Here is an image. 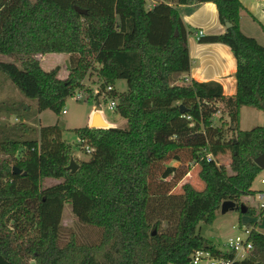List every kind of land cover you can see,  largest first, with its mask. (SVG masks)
<instances>
[{
    "label": "trees",
    "instance_id": "obj_1",
    "mask_svg": "<svg viewBox=\"0 0 264 264\" xmlns=\"http://www.w3.org/2000/svg\"><path fill=\"white\" fill-rule=\"evenodd\" d=\"M152 2L147 9L145 0H0V58L68 55L65 80L36 59L23 70L0 61V74L36 101L38 112L59 116L67 96L95 75V99L110 96L126 121L123 129L75 130L92 152L71 174L58 126L36 129L24 123L22 104L2 105L16 123L0 124V264H190L198 251L230 264H264L258 222L247 225L251 249L242 259L197 232L213 223L225 201L244 206L253 219L264 213L246 200L261 171L254 160L264 154V126L238 127L242 107L264 112V47L241 33L239 0ZM205 3L215 5L221 25H230L198 41L231 50L233 97L214 82L183 83L191 61L182 15ZM121 80L133 90L116 93ZM216 147L230 149L227 166L211 160ZM192 167H198L201 191L182 183ZM47 180L58 183L46 187ZM65 204L81 224L100 232L98 242L80 243L72 234L63 241Z\"/></svg>",
    "mask_w": 264,
    "mask_h": 264
},
{
    "label": "rangeland",
    "instance_id": "obj_2",
    "mask_svg": "<svg viewBox=\"0 0 264 264\" xmlns=\"http://www.w3.org/2000/svg\"><path fill=\"white\" fill-rule=\"evenodd\" d=\"M34 1V0H32ZM147 1V0H146ZM148 2V1H147ZM147 8V7H146ZM36 57H40V65L44 71H51L58 69L59 80H65L69 74V62L68 55L65 54H49L45 56H18L10 55L0 58L5 63H10L23 70L24 65L30 60H35ZM37 60V59H36ZM98 78L92 75L91 78H86L82 83L83 88L75 90L74 96H67L63 111L65 114L55 115L51 111L44 109L38 112L36 101L33 103L28 102L15 88L16 85L11 82L5 75L0 74V109L2 105L15 104L20 106L19 114L22 115L24 123L30 125L36 129L40 127L58 126L61 130V139L63 143L70 150V161L73 160L78 166L80 162H87L90 159V154H87L84 149L86 146L80 144L75 130L89 127L95 110L100 108V116L103 121L109 125L107 128H120L126 127V121L120 118L114 110H110V103L114 101L110 96L103 94L97 100L95 99L98 89ZM184 84H189L185 83ZM116 93L121 94L133 90L127 81H117L113 86ZM107 91V90H106ZM239 112V129L241 131H249L256 126H264V121L257 123L255 118L256 110L249 107H243ZM222 114H217L214 121L219 124V119ZM16 123L15 116H7L6 113L0 110V124L11 125ZM228 138V137H227ZM231 152L228 147H216L211 149V160L217 165H226L228 159H230ZM170 166H177L176 163H170ZM198 167H192L189 175L182 181V183L188 182L193 187L201 191L204 188V184L198 178ZM261 180H264V170L254 179L251 190L255 192V197L247 200V206L254 208L258 213V206L260 204L258 200V194H264V184H261ZM57 181L47 180L45 186L49 187L57 184ZM178 191V188H177ZM240 217V226H247L250 223L259 222L256 218L253 219L248 215H240L235 212H229L222 217L216 215L211 225L200 224L197 228L198 234L209 239L217 248L221 250H227L225 243L228 238L234 237L238 234L237 231L232 230V226H239L236 219ZM231 218L235 219L234 222ZM234 223V224H233ZM61 234L62 239L65 241L71 234L76 237L78 242L84 244L96 243L100 239V232L94 228L81 224L77 218L73 215L71 206L65 204L61 218ZM244 256L238 255V259H242Z\"/></svg>",
    "mask_w": 264,
    "mask_h": 264
},
{
    "label": "crops",
    "instance_id": "obj_3",
    "mask_svg": "<svg viewBox=\"0 0 264 264\" xmlns=\"http://www.w3.org/2000/svg\"><path fill=\"white\" fill-rule=\"evenodd\" d=\"M147 1L146 7L147 9H151L154 3L152 0ZM239 2L244 8V11L240 12L239 20V29L241 33L247 37L253 38L259 45L264 47V0H239ZM180 9L189 10L188 7H181ZM182 20L190 32L187 38V46L191 61L190 71L182 77L183 82H214L221 86L225 97H233L237 91L235 79L236 62L231 50L223 44L201 43L196 38L198 32H202V38L218 36L226 32V27L219 22L215 5L212 3L198 5L189 13L183 14ZM36 59L39 62L41 61L40 57H36ZM27 101L33 103L30 100ZM255 118L257 123L263 122L264 112L256 110ZM107 126L109 127V125ZM229 162L230 161L227 160L228 164ZM249 197L254 198L255 194ZM249 197H247L246 200H248ZM217 215H221L220 212ZM225 215L221 216L225 217ZM234 220L235 219L231 218L232 222H234ZM236 221L239 223V226L242 224L240 217H238ZM238 227L232 226V230L235 231L234 229ZM256 231L264 235V213L259 219ZM219 250L227 252V250ZM199 264L208 263L207 261H201Z\"/></svg>",
    "mask_w": 264,
    "mask_h": 264
},
{
    "label": "built area",
    "instance_id": "obj_4",
    "mask_svg": "<svg viewBox=\"0 0 264 264\" xmlns=\"http://www.w3.org/2000/svg\"><path fill=\"white\" fill-rule=\"evenodd\" d=\"M202 35H203L202 32H198L196 34L197 40L202 38ZM107 90L109 91L110 88H108ZM115 107H116V103L114 101H111L110 110L115 111ZM62 114H65V111H63ZM187 119H190V118L188 117ZM84 151L87 154H91L92 149L89 146H86ZM261 184H264V180L261 181ZM257 197L260 202L258 206V212H260L264 210V194L262 193L258 194ZM234 230L237 231L238 234H236L234 237H230L227 239L225 243L227 252L233 253L236 257H238V255H242L245 257L248 251L251 249V243L249 240L251 229L248 228L247 226H239L238 228H235ZM201 261H207L208 264H230V262H227V261L211 258L207 253H203L199 251L194 253L191 264H199Z\"/></svg>",
    "mask_w": 264,
    "mask_h": 264
},
{
    "label": "water",
    "instance_id": "obj_5",
    "mask_svg": "<svg viewBox=\"0 0 264 264\" xmlns=\"http://www.w3.org/2000/svg\"><path fill=\"white\" fill-rule=\"evenodd\" d=\"M75 11L79 15H85L86 14L85 11H82V10H80L78 8H75ZM225 27L229 28L230 25L226 24ZM180 110H181V112L183 111V106H180ZM89 128H91V129H106L107 128V124L103 121V119L100 116V108H97L95 110V113L93 114V117H92V120H91V125L89 126ZM254 164L261 171H263L264 170V154H262L261 156L257 157L254 160ZM66 169L71 174H74L78 170V166L74 163L73 160H71L69 162V165L67 166ZM13 174L14 175L20 174V171L14 168L13 169ZM219 212H220L221 215H225V214H227L229 212H238V213H241L242 215H244L246 213V209H245L244 206H237L233 202L225 201V202H223L221 204Z\"/></svg>",
    "mask_w": 264,
    "mask_h": 264
}]
</instances>
